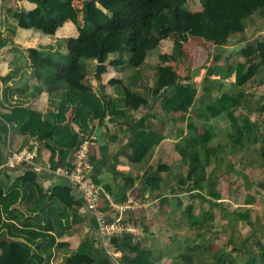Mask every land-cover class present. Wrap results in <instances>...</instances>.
Wrapping results in <instances>:
<instances>
[{
  "label": "trees",
  "instance_id": "1",
  "mask_svg": "<svg viewBox=\"0 0 264 264\" xmlns=\"http://www.w3.org/2000/svg\"><path fill=\"white\" fill-rule=\"evenodd\" d=\"M33 1L36 3L34 10L29 13L13 14L19 27L33 28L45 35H54L56 29L64 23L66 16L62 12L52 15L43 0ZM69 1L56 0V3L62 7ZM190 1L84 0L78 36L64 42L66 56H59L58 52V59L42 58L37 50H28V58L35 77L44 84L49 94L55 93L61 99L57 113L42 120L39 112L13 106L9 112L0 115L5 126L3 134L7 135V125H15L19 133L44 142L50 152L48 163L51 169L57 165L64 166L70 152L79 142L77 134L69 123L65 122V115L69 109L72 107V121L79 126H82L78 119L82 114L85 122H91L95 116L100 120L105 116L101 96L93 93L87 82L88 67L92 69L91 62L95 61L94 79L98 83L107 66L115 69L119 66L129 68L134 77L127 85L120 83L116 88L121 102L128 110L136 111L146 107L149 102V86L147 76L141 68L149 52L159 46L164 25L178 33L180 40L173 43L171 56L178 59L181 57L180 43L188 27ZM199 2L201 9L192 13L186 35L211 42L217 49L228 45L236 34L243 33L244 22L253 15L259 13L264 15V0H199ZM146 39L149 40L148 44L143 43ZM8 43L11 42H0V48ZM238 55L244 60L228 64L225 72L219 70V77L230 78L231 85L236 90L230 93L232 87H229L200 111L192 109L195 108L193 106L197 100V89L189 83L191 76L180 77L169 67H154L152 95L161 97L159 100L161 111L167 114H188L193 111L195 115V120L187 121V135L175 148L180 163L186 166L185 174L177 179V187L197 193L194 198H200L199 195L204 194L213 205L220 203L221 194L214 190V179L210 175L207 176L206 169L211 165V161L216 163L222 159L217 155V148L207 147L214 138L221 140H217L220 143L216 146L224 150L225 154L244 152L247 146L258 145L256 154L260 159L264 180V118H261L264 113V100L261 104L259 100L254 103L258 116L256 121H251L247 115H235L236 110L246 109L250 105L245 91L247 84L264 78V39L247 44ZM244 55L249 58H245ZM111 56H114V59H111ZM220 58L221 55H216L213 61L217 63ZM166 59H169L168 56L160 58L161 62H165ZM216 70L217 67L213 66L207 68L205 72L202 91L206 96L212 93L211 77ZM39 93L40 89H37L32 96ZM208 100L211 98L208 97ZM222 116L228 120L229 132L220 136L221 134L214 131L213 124L209 123L211 119ZM196 121H202L207 125V130L202 135L197 132ZM88 128L89 124L86 128H81L80 133L85 134ZM136 129V140L132 146L130 161L143 162L146 166L154 149L164 137L159 130H154L150 125L145 126L143 120L137 123ZM4 162L0 149V166ZM157 168L158 173L171 172V168L163 163ZM64 184L52 188L49 193H43L37 181L36 171L29 169H25L23 175L15 178L11 184L0 178V264H51L52 251L57 245L56 238L80 220L74 218L77 208L73 203L83 206L81 201L75 202L70 188L66 182ZM145 187L150 192L157 193L159 197L161 180L146 178ZM124 201L123 196L121 202ZM254 201L255 198L250 196L247 197L245 204L252 205ZM22 203L25 205L24 211L16 207ZM191 211L192 207L187 206L188 215H191ZM229 215L236 221L252 224L249 209L243 212L234 211ZM112 243L115 248L122 251L123 260L128 264H150L151 250L143 248L139 242H134L130 235L115 237ZM245 245L240 241L232 249L240 250V247ZM252 245L256 248H252ZM250 246L245 249L246 256L240 264H264V245L255 240ZM94 248L97 249L94 241L85 239L76 252L64 258L63 264H93L97 259ZM213 257L214 261L210 264H239L237 259L230 258L223 251L214 253Z\"/></svg>",
  "mask_w": 264,
  "mask_h": 264
},
{
  "label": "crops",
  "instance_id": "2",
  "mask_svg": "<svg viewBox=\"0 0 264 264\" xmlns=\"http://www.w3.org/2000/svg\"><path fill=\"white\" fill-rule=\"evenodd\" d=\"M43 1L49 7L52 15L62 12L66 16L64 23L56 29L54 35H45L33 28H21L13 17L14 13H29L34 10L36 8L35 1L0 0V42H11L0 48V115L9 112L13 106L39 112L42 115V120L57 113L58 104L61 99L55 93L49 94L44 84L35 77L28 58V50H37L38 55L42 58L54 57L58 59V52L59 56H66L67 51L64 42L67 39L78 36V28L81 26V7L84 0H70L67 5L62 7L57 5L56 0ZM200 9L201 7L194 12ZM263 39L264 15L259 13L244 22V32L233 36L229 42L230 46L228 44L218 48V52L212 57L221 55L216 64L217 70L211 77L212 93H217L215 98L225 91L221 90L222 88H229L232 82L230 78L221 79L219 77V70L225 72L228 64H231L235 58L238 59L237 62L243 61L244 59L238 55V52L244 50L247 44ZM161 44L160 42L159 46L151 51V53L157 51V57L152 62L147 63L149 53L145 59V64L141 68V71L147 76L149 86V102L146 107H141L136 111L128 110L121 102L116 88L120 83L127 85L134 77L129 68L119 66L115 69L114 67L107 66L105 72L101 75L100 83H98L94 79L93 64H95V61H93L90 64L92 69L88 67L87 82L90 84L92 92L97 96H101L102 103L105 106V116L101 120L95 116L91 122H85L82 114L78 118L82 122V126H79L72 121L73 110L71 107L65 115V122L69 123V126L77 134L79 140L87 137L91 142L90 160L93 164L92 179L102 191V210L109 216L113 215V212L107 206L106 196L117 204L123 203L121 202L123 196L125 200L128 197L134 198L143 206L135 212H127L125 218L131 221L132 217H136L142 223L145 236L139 243L143 248L151 250L152 257L150 264H176L179 257L182 259V264H187L190 263V258L187 254L183 253L185 252L184 250H190V239L188 236L181 238L177 233L187 227L188 230L193 228L191 226L198 219L199 211H201L200 214H203L201 215L202 218L206 217L207 213L206 210L201 209L200 203L193 206L192 200H196L197 198L194 199L190 195L196 196L197 193L184 191L183 194H180V189L176 188L177 185H175L176 172L180 169L179 167L177 169L175 166L180 162V157L175 148L177 144L182 143V138L187 135L186 123L192 111L188 114H167L160 109L159 100L161 97H153L152 95L153 79H148L147 70L151 69L155 72L154 67L164 66L176 71V68L180 65V59L174 62H161L158 55L165 54L159 52L163 49ZM167 50L170 51L169 47ZM182 56L185 55L182 54ZM111 59H114V56H111ZM168 63L170 65H167ZM205 72L202 74L203 76L201 75L202 78H204ZM190 76L192 77V74ZM191 85L197 89L195 85ZM214 85L218 87L217 90L220 92L213 89ZM247 85L255 87L258 92H263L264 78H261L260 81L257 79L254 82H249ZM37 89H40V93L33 97L32 94ZM199 95L202 96L203 100H207L205 98L207 96L203 94V91ZM249 95L253 96V99L256 98V95L252 93ZM263 100L264 98L259 100V104ZM254 103L256 102L254 101ZM261 118H264L263 114ZM249 119L253 121L251 118ZM142 120L145 126L150 125L154 130H159L164 137L154 149L146 166L143 165V162L135 163L130 161L132 146L136 140V125ZM223 120L228 122L225 116L210 120L209 124H213L216 133H219L218 128H220ZM2 121L0 117V149L4 159L6 160L11 151L26 149L35 151L37 156L36 163L39 167V170L36 171L37 181L43 193H49L56 186L65 185L64 180L56 178L50 172L51 168L48 163L50 152L46 149L44 142L39 141L35 137L19 133L13 124L7 125L8 132L7 135H4L5 126ZM88 124L89 128L86 130V133L81 134V128H86ZM227 125L229 127L228 123ZM198 129V133L202 135L205 132L204 130H207V125L201 121V126ZM72 152L73 150L67 157V162L70 161ZM161 163L171 168V172L167 174L158 173L157 167ZM182 168L184 169L183 174H185L186 166L182 164ZM0 172V178L5 183L11 184L15 178L23 175L25 169H0ZM146 178H159L161 180L159 197L157 193L150 192L145 187ZM124 188H126L125 192H123ZM185 194L190 196L191 203L186 202L185 204ZM201 196L200 194L199 197L201 198ZM205 200L208 202L207 197H205ZM188 204L192 207L191 215H188L186 212ZM73 205L77 208L74 218H80V220L77 224L72 225L69 230L65 231L63 235L56 238L55 243L57 245L52 251L51 264H63L64 258L76 252L81 242L85 239L94 241L96 235L95 217L88 213L84 206H78L76 203H73ZM23 206L25 205L22 203L16 207L18 210L24 211ZM203 221L205 222L203 223V228L205 229L207 227L206 219H203ZM198 224L200 225L201 222ZM199 225L196 226L201 231L202 224ZM94 249L97 259L93 264H111L99 250Z\"/></svg>",
  "mask_w": 264,
  "mask_h": 264
},
{
  "label": "rangeland",
  "instance_id": "3",
  "mask_svg": "<svg viewBox=\"0 0 264 264\" xmlns=\"http://www.w3.org/2000/svg\"><path fill=\"white\" fill-rule=\"evenodd\" d=\"M199 7V0L190 1L188 6V27L185 29L186 33L189 30L192 13ZM186 33L184 39H182L180 43V65L178 64L179 67L176 68V73L177 76L180 77H184L187 75L190 76V74H192V77H190V84L195 85L198 90L197 100L195 102V107L197 109L194 111H200L201 109L203 110L208 103H211V101L217 96V93L213 92L210 94V96H207V100H203L202 96H200L199 94H201L202 92V74L206 71L207 68L217 66V63L213 61L212 57L215 53L218 52V49L213 46L211 42H207L198 37L196 38L186 35ZM178 39V33L173 28L165 25L162 27L160 42L162 43L161 46L163 49L159 52H163L165 54L158 55L159 59L161 58V56L167 55L169 59H166V61H177L176 59H178V57H172L171 55L173 54V43ZM143 43L148 44L149 40L146 39L143 41ZM168 47L170 51L167 50ZM149 53L150 55L147 58V63L152 62L155 57H157V51H153L152 53L150 51ZM182 54H184L185 56H182ZM244 57L249 58V56L245 55ZM237 60L238 59L235 58L232 63L237 62ZM167 65L170 64L168 63ZM147 74L148 79L152 80L155 78V73L151 69L147 70ZM261 78H258V81H260ZM175 80L178 79L176 78ZM230 87H232V85H230ZM213 89L219 91L217 90L218 87L216 85L213 86ZM221 90L227 91L228 88H222ZM235 90L236 88L232 87L230 93H233ZM256 90L257 89L253 86H246L245 91L246 95H248L247 100L250 102V105L246 109L242 108L236 110L235 115H247L253 121L257 120L254 101L262 100L264 98V91L258 92V90ZM248 92L256 95V98L253 99V96H250V93ZM208 97L211 98V100H208ZM188 118V120H195L193 111L192 113H190ZM227 123V121L223 120L220 128H218V132L219 134H221L220 136H222L226 132H229ZM196 125L197 128L201 126V121H196ZM217 140L221 141L220 139L214 138L211 142L208 143L207 147L217 148V155H220L222 159L219 162L216 161V163L211 161L210 167L206 169V174L207 176L210 174L211 178L214 179L213 188L221 194V200L220 203H217V205H213V203L211 204L210 201L205 202V197L203 196L204 194L202 195L203 197L201 196V198H197V201L192 200L193 206L200 203L202 206L201 209L206 210L207 215L206 217L202 218L201 215L203 214H200L201 211H199V216H197L198 219L195 220L194 224L191 226L193 228L188 230L187 227L177 233L181 238L184 236H188L190 239L189 245L191 246V248L190 250H184L185 252L183 253L187 254L190 258V263L187 264H210L214 261V253H221L222 251L223 253H227L230 258L237 259L238 263L240 264L242 263L243 258H245L246 256L244 254L245 249L250 248L251 243H253L255 240H258L264 245V180L262 177L260 159L256 154L258 145H249L244 150V152L225 154L224 150H220L216 146L218 143H220ZM175 166L177 167V169L178 167L180 168L176 172L177 177L175 179V185H177V179L180 176L184 175V169L182 168V164H180V162H178V164H176ZM180 191V194H183L184 191L188 193L192 192L191 190L189 191L186 188L180 189ZM185 196V204L186 202L191 203V198L189 197H193L194 195L187 196L185 194ZM250 196H253L255 198V201L252 205H246L245 203L247 197ZM189 205L190 204H188V206ZM245 209L250 210L252 221L251 225L248 223L240 222L238 220L236 221L232 216L229 215L234 211L243 212ZM203 219H206L207 227L204 226L206 227L205 229L203 228V223H205ZM200 222L202 224L201 231L196 226L199 225L198 223ZM240 241L244 242V244L246 245L240 247V250L232 249ZM252 248L255 249L256 246H253ZM203 249H206V251H204ZM176 264H182V259L180 257L177 259Z\"/></svg>",
  "mask_w": 264,
  "mask_h": 264
},
{
  "label": "built area",
  "instance_id": "4",
  "mask_svg": "<svg viewBox=\"0 0 264 264\" xmlns=\"http://www.w3.org/2000/svg\"><path fill=\"white\" fill-rule=\"evenodd\" d=\"M91 142L87 137L79 140L73 149L71 159L64 166L57 165L50 170L56 178L64 180L70 188L74 199L81 201L88 213L95 217L96 235L94 244L111 264H128L123 260L121 250L114 247L112 240L121 235H130L134 242H140L145 236L142 223L136 217L132 220L125 218L127 212H135L143 205L132 197L117 204L106 196L112 216L102 210L101 188L92 179L93 164L90 160ZM24 168L38 171L36 153L30 150L9 152L5 162L0 166L2 170Z\"/></svg>",
  "mask_w": 264,
  "mask_h": 264
}]
</instances>
